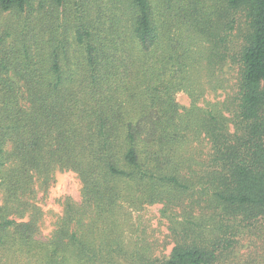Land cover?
Wrapping results in <instances>:
<instances>
[{
	"label": "trees",
	"instance_id": "obj_1",
	"mask_svg": "<svg viewBox=\"0 0 264 264\" xmlns=\"http://www.w3.org/2000/svg\"><path fill=\"white\" fill-rule=\"evenodd\" d=\"M1 18L0 264H232L264 221V0H0ZM207 89L223 98L201 107ZM55 171L81 200L41 239ZM154 205L167 257L124 240Z\"/></svg>",
	"mask_w": 264,
	"mask_h": 264
},
{
	"label": "rangeland",
	"instance_id": "obj_2",
	"mask_svg": "<svg viewBox=\"0 0 264 264\" xmlns=\"http://www.w3.org/2000/svg\"><path fill=\"white\" fill-rule=\"evenodd\" d=\"M8 19V17H7ZM0 19V24L2 22ZM10 20V19H8ZM226 72V71H225ZM229 77L228 75L226 76ZM203 99L199 106L205 103L215 102L223 98L220 91L217 93L205 90ZM181 108H188L190 100L185 92H179L175 96ZM35 206L42 212L40 224L41 239H45L54 229V224L62 214V203L66 198L79 203L81 200L80 181L72 172L55 171L51 186L44 192L36 185ZM160 205L146 206L140 212H131L129 227L124 234L125 242L134 241L135 238L146 240L152 244L151 251L154 256H165L170 254L173 247L169 228L170 220L160 214ZM177 221L181 218L176 217ZM173 220L172 221H176ZM244 234L238 237V243L233 251L232 264H264V221L251 224L247 229L242 230Z\"/></svg>",
	"mask_w": 264,
	"mask_h": 264
}]
</instances>
